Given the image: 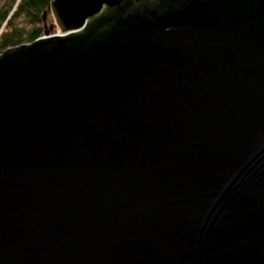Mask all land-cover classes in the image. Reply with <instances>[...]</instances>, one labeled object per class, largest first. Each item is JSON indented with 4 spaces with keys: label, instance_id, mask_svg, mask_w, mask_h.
Here are the masks:
<instances>
[{
    "label": "water",
    "instance_id": "obj_1",
    "mask_svg": "<svg viewBox=\"0 0 264 264\" xmlns=\"http://www.w3.org/2000/svg\"><path fill=\"white\" fill-rule=\"evenodd\" d=\"M49 9L0 52V264H264V0Z\"/></svg>",
    "mask_w": 264,
    "mask_h": 264
},
{
    "label": "trees",
    "instance_id": "obj_2",
    "mask_svg": "<svg viewBox=\"0 0 264 264\" xmlns=\"http://www.w3.org/2000/svg\"><path fill=\"white\" fill-rule=\"evenodd\" d=\"M50 0H0V52L5 48L28 43L43 35V12L54 23ZM54 27L51 33H57Z\"/></svg>",
    "mask_w": 264,
    "mask_h": 264
},
{
    "label": "rangeland",
    "instance_id": "obj_3",
    "mask_svg": "<svg viewBox=\"0 0 264 264\" xmlns=\"http://www.w3.org/2000/svg\"><path fill=\"white\" fill-rule=\"evenodd\" d=\"M52 16V15H51ZM46 25L49 26V21H46Z\"/></svg>",
    "mask_w": 264,
    "mask_h": 264
}]
</instances>
